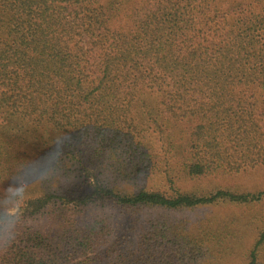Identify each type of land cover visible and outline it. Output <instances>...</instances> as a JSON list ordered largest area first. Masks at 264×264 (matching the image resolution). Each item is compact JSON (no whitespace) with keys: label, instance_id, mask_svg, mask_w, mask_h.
<instances>
[{"label":"trees","instance_id":"1","mask_svg":"<svg viewBox=\"0 0 264 264\" xmlns=\"http://www.w3.org/2000/svg\"><path fill=\"white\" fill-rule=\"evenodd\" d=\"M24 166L0 264L236 253L175 214L264 204V189L179 186L264 166V0H0V188ZM262 248L264 217L245 264Z\"/></svg>","mask_w":264,"mask_h":264},{"label":"rangeland","instance_id":"2","mask_svg":"<svg viewBox=\"0 0 264 264\" xmlns=\"http://www.w3.org/2000/svg\"><path fill=\"white\" fill-rule=\"evenodd\" d=\"M179 186L185 190L193 188L208 190L221 186L231 188L236 192L256 191L264 189V166L227 175L183 180L179 182ZM175 216L185 218L189 224L209 226L213 230L214 240L225 241L229 247L238 248L236 253L213 259L211 264H245L248 260L247 252L253 246L257 232L262 225L264 204L219 202L192 210H183ZM225 230L231 233V239ZM261 254H264V248L261 249ZM259 263L264 264V256Z\"/></svg>","mask_w":264,"mask_h":264},{"label":"clouds","instance_id":"3","mask_svg":"<svg viewBox=\"0 0 264 264\" xmlns=\"http://www.w3.org/2000/svg\"><path fill=\"white\" fill-rule=\"evenodd\" d=\"M43 155V152L40 153V156ZM28 172L29 166L22 167L18 173L20 177L18 181L10 180L3 188H0V242L2 243L13 240L18 228L24 222L25 207L28 201L25 199V194L30 192L28 185L31 183L27 179Z\"/></svg>","mask_w":264,"mask_h":264}]
</instances>
